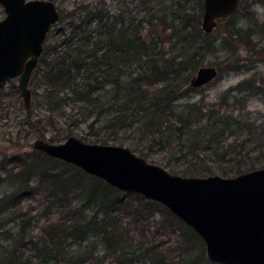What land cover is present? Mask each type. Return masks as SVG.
Segmentation results:
<instances>
[{
	"label": "trees",
	"instance_id": "1",
	"mask_svg": "<svg viewBox=\"0 0 264 264\" xmlns=\"http://www.w3.org/2000/svg\"><path fill=\"white\" fill-rule=\"evenodd\" d=\"M107 10L95 6L60 14L64 22L61 36L54 44L45 41L31 78H40L46 85L44 106L55 111L71 102L79 113L93 116L88 124L96 138L93 142L108 143L107 132L118 133L140 121L150 139L159 138L157 143L163 148L178 143L184 149L181 143L189 140V147L208 142L217 146L216 152L224 150L227 145L220 138L224 130L219 124L227 123L232 116L209 109L207 117L197 121L200 112L191 103L185 104L174 120L167 113L176 100L192 90L189 80L195 72H186L196 47L203 49L214 42L208 40L212 32L206 33L200 26V16L181 38V50L172 52V48L158 46L163 33L156 32V27L167 18L165 12L163 18L154 12L128 22L126 10L113 14ZM145 22L151 27L150 34L143 31ZM66 32L68 37L63 38ZM61 39H65L64 48ZM228 43L225 35L221 45L226 47ZM6 95L0 96V110L5 116L12 107L5 101ZM15 102L21 103L19 97ZM74 122L82 121L78 117ZM41 123L40 115L31 107L22 122L28 146L34 134L46 138L48 130ZM22 132L23 128L19 129L18 136ZM59 137L55 132L50 141L56 142ZM141 152L147 159L152 155L151 149ZM224 153L227 155V150ZM247 164L235 158L220 172L228 176L256 169ZM3 165L6 176H0V184L9 179L12 188L0 196V264H220L208 259L200 236L159 202L123 192L75 165L36 150L12 153ZM170 171L179 173L176 168ZM213 173L210 164H192L183 170V175ZM42 189L49 191L46 212L55 207L61 209L63 217L39 218L22 208L27 196ZM76 200L81 203L72 205ZM92 208L95 211L90 214ZM10 211L12 218H6ZM160 211L167 213L166 218L153 220L151 217ZM162 230L178 235L172 241L168 238L166 244ZM28 244L31 250L26 248Z\"/></svg>",
	"mask_w": 264,
	"mask_h": 264
},
{
	"label": "rangeland",
	"instance_id": "2",
	"mask_svg": "<svg viewBox=\"0 0 264 264\" xmlns=\"http://www.w3.org/2000/svg\"><path fill=\"white\" fill-rule=\"evenodd\" d=\"M54 1L60 14L75 8L95 6L108 9L107 11L110 14L117 10H126L128 22L139 20L143 16H152L154 12L157 16L163 18L165 12L167 18L165 20L160 18L162 21L156 27L158 30L156 32L162 31L163 33L158 46H164L170 48V50L172 48V52L181 50L180 47L183 44L181 38L190 30L198 16H200L199 24L201 26L202 11L204 9L201 10L202 5H204L203 0ZM5 15L4 7L0 4V20ZM262 20H264V0H242L232 18L220 21L208 38L209 41L214 40V42L203 49L196 47L197 52L186 72L193 74L199 66L214 65L219 70V76L202 87L192 88L185 96L176 100L175 106L167 112L170 118L174 120L176 113L183 109L185 104L191 103L195 104L194 110L197 109L200 112L197 121H203L207 117L209 109L218 114L232 116L233 118L227 123L220 121L221 124H219L224 130L220 138L225 139L227 145L224 150L220 149L222 152H216L217 146L208 142L189 147L187 145L189 140L181 143L185 145L184 149H181L178 143H175L172 148H163L157 143L160 140L159 138L150 139L149 133L145 132L143 122L140 121L134 124L133 127L123 129L118 133L107 132V135H109L107 137L108 143L128 146L138 154L142 153L141 150L151 149L152 155L148 157L149 161L158 163L168 170L176 168L179 170V174L182 175L183 170L192 164L197 166L210 164L213 165L215 170L213 174L226 176L220 171L223 167L233 164L235 158H241L245 163H248V167L252 166L251 164L255 165L256 168L264 167V22ZM242 21L244 22L243 25L238 26L241 25ZM63 23L59 19L51 27L47 34V40H45L46 44L48 42L54 44L56 38L61 36L60 29L63 28ZM150 28V25L146 22L143 23L144 33L150 34ZM225 35L230 43L226 47H222L221 41ZM67 37L68 33L66 32L63 38ZM64 40L61 39L60 43L63 44ZM62 47L64 48L65 45L63 44ZM244 81L246 84L237 88ZM43 83L44 81L40 78L30 80L32 111L34 114L40 115L41 126L46 125L48 130L46 139L50 141L51 134L55 132H58L60 136V140L56 142L65 140L68 135H77L84 138L85 135L89 136L92 133L86 138V141H95L93 130L88 128L93 116L90 117L87 112L85 114L79 113L75 104L71 102L55 111L48 110L43 104L46 86ZM12 86H16V89L14 90ZM0 93L7 94L5 101L12 104L7 116H5V112L0 110V115L3 113L0 116V176L5 177L3 164L5 161L9 162V156L16 152L24 153L26 150H35L33 142L38 136L34 134L29 140L30 146L26 144V131L22 122L25 121L29 109L24 106L22 94L18 88V78L5 81ZM18 97L21 103L16 104L15 101ZM78 117L82 122L75 123L74 120ZM21 128H23V132L18 136V130ZM101 134L106 135L103 131H101ZM226 150L227 155L224 153ZM223 155H225V158H222ZM9 168L8 166L7 169ZM91 180L92 178H90ZM11 186L9 179L0 184V196L10 191ZM48 192V190L42 189L39 194L35 193L32 196H27L22 201V208L31 210L39 218L63 217L61 209L58 211L55 207L46 212L49 205V199L46 197ZM71 203L72 205H78L81 202L76 200ZM94 211L95 208H92L89 213L92 214ZM166 214L164 211L156 212L151 218L159 220L166 218ZM12 216L11 211L6 214V218H12ZM8 227H10L9 224ZM162 231V237L167 238L166 244H168V238H171L172 241L178 235V233L173 234L168 230L166 232L165 230ZM4 244L9 246L7 242ZM26 248L31 250L32 245L28 244ZM10 249V247L7 248V250ZM0 250H2V247H0ZM30 250H27V252H30Z\"/></svg>",
	"mask_w": 264,
	"mask_h": 264
},
{
	"label": "water",
	"instance_id": "3",
	"mask_svg": "<svg viewBox=\"0 0 264 264\" xmlns=\"http://www.w3.org/2000/svg\"><path fill=\"white\" fill-rule=\"evenodd\" d=\"M202 28L211 33L232 16L241 0H203ZM0 86L18 78L24 106L32 107L30 80L60 11L54 0H0ZM214 65L199 66L191 88L215 80ZM36 151L60 159L123 192L161 203L203 240L209 260L220 264H264V167L233 176L182 175L149 161L130 147L89 142L77 135L52 142L37 137Z\"/></svg>",
	"mask_w": 264,
	"mask_h": 264
},
{
	"label": "clouds",
	"instance_id": "4",
	"mask_svg": "<svg viewBox=\"0 0 264 264\" xmlns=\"http://www.w3.org/2000/svg\"><path fill=\"white\" fill-rule=\"evenodd\" d=\"M262 22H264V20H262ZM243 23H244V22L242 21V22H241V25H238V26H242V25H243Z\"/></svg>",
	"mask_w": 264,
	"mask_h": 264
},
{
	"label": "bare ground",
	"instance_id": "5",
	"mask_svg": "<svg viewBox=\"0 0 264 264\" xmlns=\"http://www.w3.org/2000/svg\"><path fill=\"white\" fill-rule=\"evenodd\" d=\"M201 27H202V23H201ZM203 29V28H202ZM204 31V30H203ZM205 32V31H204ZM207 33V32H206Z\"/></svg>",
	"mask_w": 264,
	"mask_h": 264
},
{
	"label": "flooded vegetation",
	"instance_id": "6",
	"mask_svg": "<svg viewBox=\"0 0 264 264\" xmlns=\"http://www.w3.org/2000/svg\"><path fill=\"white\" fill-rule=\"evenodd\" d=\"M240 3H241V1H240ZM240 6V5H239ZM45 43V42H44ZM44 51V50H43ZM41 57V56H40ZM33 75V74H32Z\"/></svg>",
	"mask_w": 264,
	"mask_h": 264
}]
</instances>
